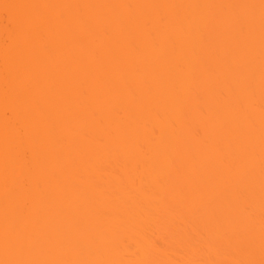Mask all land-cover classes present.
<instances>
[{
    "label": "rangeland",
    "instance_id": "obj_1",
    "mask_svg": "<svg viewBox=\"0 0 264 264\" xmlns=\"http://www.w3.org/2000/svg\"><path fill=\"white\" fill-rule=\"evenodd\" d=\"M205 1H207V0H0V116H2L4 118L1 120H3L4 122H7L10 125L8 127H11L9 129L12 130L11 131L8 128H6V129H8V132H9L8 134H7L5 129H4L5 133H4V131L2 133L0 132V153H1L0 154L1 155L0 165H3L7 169L9 166H11L12 163L15 164V166H16V162L19 165H22V164H24L23 162L25 160V164H29V165H26L25 168H30V169L31 168H37L36 167L37 165H34L35 162L37 161L36 157L38 158V157H40L39 156L40 154L43 155V153L49 152V150L46 148L43 149L45 152H42V149H39V148H41L40 144H37L41 140L42 133H43L42 130H43V127L45 124L47 125L48 131L50 133V135L47 136L48 139L52 138L54 140V142H56L57 140L64 142L70 136L68 134V127L69 126H71L73 128H75V127L77 128V127H81L84 125V129H85L86 124H88L87 121L91 120V118L89 119V117H92V116L94 117V119L92 118L93 122H94L93 124H95V121H94L95 119L96 120L106 119V120H111L112 122L118 121L119 124H121L124 127H125V125L130 123V124H128V126L129 125H131V126L129 128H127L126 130L122 131V133L119 134V137H118L119 139L118 138L116 139L118 144H117V142H115L117 144V146L119 145L121 147V149L123 150V152L121 150L122 154L124 152H129L132 150H137L136 152H138L139 151L138 149H140V147H143V146H145L144 149H147L148 147L146 145L148 143V139L151 138L149 136L150 134L148 135L147 133L143 132L140 128V125L136 123V121H138L136 119L138 117L137 115L138 114H145L146 116L149 117L148 122L153 123V124L159 123V125L161 123V124L165 125L166 127H172V129L174 131L173 132L171 131V133L168 135L165 134L166 137L164 135L163 136L164 138L160 137L161 139L159 141L158 140H157V142L155 141L157 143L156 144L157 146L155 145V142H154V146L156 148L153 147L154 150L152 149L153 151L150 153L149 152L142 153L140 151L142 153L140 156H135L137 154H133L134 155L133 156V155H128V154L124 153L126 155H123V156L129 157L128 158L129 160L125 161L124 163L122 162L123 164H121V165H122V168L125 171V173L129 175L127 178L128 180L129 179L132 180L134 178V180H136L138 182L139 178H141L140 180L143 181V179H144V182H145V179L147 178L149 180L153 179V181H151V182H155V183H153V184L148 183L144 187L140 186L141 190L143 191V194L139 195V193L137 192L138 197L136 196V198H138V203H135V202H137V199H135L134 203L137 204L135 206V208H132V206L130 205L131 207L128 208V206H127L126 207L127 210H125L123 208L124 210L122 209V211H120L121 208L119 207L120 208V210L118 212L119 214H117V212L115 211L116 213H115V215L114 214L113 215L114 216L118 215V216H117V219H116V217L115 218L113 217L114 220H116V222L114 221L113 225L116 224V226H113L112 224H111L112 226H109V227H111L112 231H113L112 227H115L114 231H116V232L113 231V233H111V235L113 234L112 235L113 239H115L114 236L123 237V239L125 241L124 245L127 247H130L131 250L137 249L138 247L140 249H141V247H143V249H144V247H146L145 249L149 250V249H147V247H149L150 246L149 244L152 242L153 244L152 243L151 244H152L153 249L150 247V250L154 251L156 249L155 250L156 252H157V250L158 251L161 250V251L157 252V253H159V255L161 257L164 256V253H165V256H167V257H170L171 255L174 256L175 255V254H173L174 251L171 252L170 249L173 248V250H174L173 245H175L176 243L179 244L180 239H181V241L183 240L182 242L183 243L185 242V243L183 244L180 242V244H182V245H180V244L179 245L182 247L181 248L179 247L177 249H180L179 251H181V249L184 247L183 245H185V247L187 245V247H186L187 251L185 250L186 248L184 247L185 249L184 248H183L184 250L182 249L183 250L182 253L185 252L186 254L187 253L190 254V255L185 254L188 258V260H187V258L186 259L184 258L186 256L184 254H181V252H179L177 250V252L179 253L178 255H180L179 257L184 256L183 257L184 260H180L181 258L179 259L180 263L182 261H184V263H182V264H185L187 262L191 263V259H192L191 257L194 256L191 254H195V258H196L194 261L192 260V262L194 264L196 262L200 264L201 261L199 260V254H201L200 253L201 249H204L205 247L211 246V245H212V247H210V248L207 247V248H205V251H203V250L201 251L202 253H204V252H206V250L207 251L211 250L209 258H211L214 255L215 256L216 255H225V256L227 255L224 264H235L236 260L238 262V260H239L238 258H240V256H241L240 262L242 261L243 264H246V262H249L252 264V262H253L252 260H254L255 263L258 262V261H256V257H259L257 260H259V259L262 260L261 256L263 254V258H264V250H263L264 247H263V249L262 248L260 249V247L264 246V244L261 243L262 244L261 245L259 242V241L263 240L262 238H264V230H263L264 229L263 228L264 227V217H262V215H264V213H263L264 209L262 210V213H261V211L258 210V212H256L258 214V215L256 214L257 216L254 213L255 211H253L254 215L252 214V212L251 213H250V211L248 212L251 215H253L252 217H250V215L249 216L246 215L248 210L252 211V209H254L253 207H252V209H250L249 208L250 206H247L246 204H248V202L250 201L249 200L250 197L248 198V196H251V195H249L250 192H248V190H250V188L252 189V188L258 187L257 182L255 183V181L253 179L256 176H255V174H254V176L252 175V177L250 175L251 178H249L248 176L250 173L247 174L246 171H245L246 176H245V172H243V171L242 172L240 171V173L237 174V172H239V170L236 172V170L234 168H232L231 170H233V173H235V172L236 173L232 174V171L230 172V167L232 166L230 164V162H232L231 159L235 155V153L238 156H240V153L242 152V154H245L248 158H250V160L254 157L257 158L258 155L263 154L264 150L261 149V143L263 144V142H264V134L262 135L261 132H263L264 130L263 131L259 130L258 124L261 122L259 121V123H258L256 121V123H258L255 127L257 130L256 131L254 130L255 131L254 133L253 132L248 133L247 131L242 130L243 125H241L242 126L241 127L240 124L238 125V123H232L233 121L231 122L230 118L231 117L237 118V117H239V115H240V117L242 116V114H241V113H243L242 110L245 107V104L248 103L246 101H247V99L251 93L254 94L255 91H257V90H259V92H260V90H262L264 92V0H220L221 1L220 6L219 7L215 6V8H211L212 10L208 9L209 7H207L205 5ZM83 9H85L84 13L86 14L85 20L83 21V23L81 25H78L79 28L77 27V25H76V27H74L75 29L73 30L74 33L72 35L64 36L61 34L56 35L53 33H46L47 31H49V27L51 30L52 27L55 26V24H56V26L59 25V27H61V25H62V27L63 26L68 27L67 25L70 24L71 22H73V24H74L75 19L73 20L72 17H75L76 16L75 13H77L79 10L81 11ZM131 11H133V13H131ZM253 12L254 13L258 12V14L260 13L259 16H256V18L260 17L259 18L260 21L258 20L259 22L252 24V25H247V26H244V25L239 24V23L234 24V26L231 27V29H229L228 33L225 35L226 42H224L225 41L224 39H223L224 41H222V42L227 43V44L224 47H222L221 49H219L218 51H215L214 54L216 56H213V57L208 58V59H204L202 61H198V60L192 58L191 54L193 53L194 49L201 48L202 46L207 44L206 39L212 33L211 31H212L213 26H215L219 23L225 22L227 20L232 21L236 18L248 17ZM127 13L128 14L131 13L130 16ZM132 14H133V16L131 17ZM145 15H148V16L150 15L152 17V24H151L152 29L150 31V36L148 38L143 35V31L146 27L144 28L143 27L144 25H142V23L139 22V18L145 17ZM130 22L132 23V25ZM63 24H66V25H63ZM106 27L108 28V30L106 29ZM112 27L120 28L123 31V33L118 38H111L108 32L111 30ZM103 29H105V30L103 31ZM97 35H99V36L105 35V36L102 37L103 40L97 44L89 45L87 48H83V50L77 48V44H80V43L85 44V42L92 43V42H90L91 41L90 39L93 38V36H97ZM35 37H37V38L39 37V39L42 38L43 43L41 45L36 44L34 42ZM30 42H33V44H31ZM27 43H30V44H27ZM132 44H133V49H131ZM121 52H128L129 56L125 59L124 63L119 64V62H118L119 60L117 59V53H121ZM86 67L92 73L90 75V77H92L93 80L91 82H89L90 84H92L91 86H89L88 83L85 82L83 79V74L85 72ZM45 75H47V77H50V79H51V81H49L50 83L47 82L48 79L45 77ZM44 78H46V79H44ZM94 81L96 82L95 84H98L100 82V85L93 87V86H95ZM118 84H121L122 88H121L120 93H115L114 86L118 85ZM100 88L101 89L106 88L105 90H107V91L109 90L108 91L109 93H107L106 97H104V98L101 97ZM68 93L72 95L71 97H69V98H71L70 100H69V98H67V100L65 99V95L69 96ZM262 94L264 95V93H262ZM253 96H255V95H253ZM238 97H239V99H238ZM251 102H254V101H252V99H251ZM42 103L45 104L44 105V109L46 108L45 110L42 109L43 108ZM258 105H259V107L262 105L261 110L264 109V107H263L264 104H261V105L258 104ZM221 106H225L224 109L221 111V113L213 115L214 119H211L208 116L209 115L208 112H210L209 110L214 109V111H215V108L217 109L218 107H221ZM255 106L257 107V105H254V107ZM252 108H253V105H252ZM41 110H43V111H41ZM58 111L63 113V115H61V113L57 114V116H59L63 120L59 119L60 121H58V120L56 121L55 114ZM42 113H46V115L44 116V120L41 117ZM43 115L44 114H42V116ZM67 115H74V117L76 115L77 119L76 118L72 119V116H71V118L66 119L68 117ZM263 115H264V113L262 114V116ZM57 119H58V117H57ZM220 121H222V123H220ZM2 125H3V122H2ZM235 125H237V128H234ZM180 127L187 128V130L185 131L186 133L183 134L181 132ZM53 130H54V132H53ZM88 130L86 132H88ZM51 132H53L52 135H51ZM74 132L72 131L70 134L74 135ZM208 132H211L212 134L209 133L210 135L209 134L205 135ZM258 132L260 134H258ZM196 133H197V135H196ZM3 134L4 135L7 134V135H5L4 138L2 137L3 139H1V136ZM94 134H93V136H94ZM199 134L204 139V142L201 146L198 144L196 147H193L194 137L199 136ZM213 134H214V136H212ZM157 135L159 136L161 134H157ZM162 135H163V133H162ZM216 136H218L220 138H217ZM96 137L97 136H95V138ZM221 137H222V139H221ZM91 138H93V137L91 136ZM237 138H238V140H237ZM153 139H154V137H153ZM112 141L114 142V140H112ZM198 141H199V139H198ZM77 142H79L80 145L77 144ZM77 142L75 144H77L78 146H76L75 144L74 145L72 144L73 145L72 147H71V145L66 146V147L70 146L71 149L70 148L66 149V147L65 148L63 147L64 150L61 149V150H63V152L65 151L62 154V158L64 156L65 159L61 158L60 160L63 161V160H66V159H69L72 157H74V158L80 157L83 160L84 156L87 155L89 150H91L93 152V155H96L99 152H102L104 154V152L112 151L111 150V144L112 143L110 141H109L110 145L105 140H102V139L101 140H92L91 139V141L90 140L84 141V144L81 141H77ZM121 143H123V144H121ZM19 144L21 146H24V145H26V146L24 148L22 147V149H19V148H21V146ZM129 144H132L134 146L129 148V146H131ZM236 144L237 145L239 144L238 146H240L239 151L237 150ZM31 145H32V147H31ZM36 145L38 147L39 146L40 147L39 148H37V147L33 148ZM212 145H216L219 147L212 149V147H213ZM232 145L236 146V150L238 152L234 149L235 146L232 147ZM13 146L16 147V150H15V147L13 148ZM53 146L52 147L49 146V147H51L52 149H55V147L57 148V146H55V147H53ZM120 147H118V148H120ZM51 148H49L51 150L49 152L50 154L53 153ZM144 149H143V151H145ZM57 150H56V152H57ZM71 150H72V152H70V153L66 152V151H71ZM233 150L236 152H233ZM59 153H61V152H59ZM161 153L162 154L164 153L165 157H169V158L179 157L177 164L175 166L174 165L172 166V165L166 164V163L161 165L160 163L155 164L153 162L154 163L153 165H150V163H149V165H146L147 164L146 162H145L146 164L142 162L143 160L149 159L152 156L155 157V154L158 156V154L160 155ZM50 154H48V155H50ZM90 154H91V152H90ZM52 155H56V154L53 153ZM237 155H235V156H237ZM45 156H47V154ZM55 157H57V156H55ZM240 157H242V155ZM247 157H245L244 159L247 160L246 159ZM258 157H260V156H258ZM20 158L22 159L23 162L22 161L20 162V160H21ZM50 158H52V157H50ZM59 158H60V156H59ZM59 158H58V160H59ZM149 160H151V159H149ZM62 161H61V164L65 168L66 167L65 165H67V164L66 163L63 164L64 161L63 162ZM69 161H70V159H69ZM75 161H76V159H75ZM206 161L207 162L209 161L212 163L211 164L212 169H210V170H212V171L215 170V171H218L220 173H217V175L215 176L216 178L214 177L215 179H217L216 182L214 183V185H216L217 188H215L213 185V187L215 188L214 190L211 189L212 187L209 188L213 192H211L208 189V193H207V192H205L207 190L204 189L205 193H203V192L199 191V190H202V189H200V187L209 183V181H210L209 178L213 177L210 175L211 173L206 172V170H207L206 168H205L206 170L203 169L204 166L202 168V165L205 164ZM37 162H39V161H37ZM37 162H36V164H37ZM54 163L55 162H53L52 164L51 163H48V164L53 165ZM56 163H58V162H56ZM31 164H33V165H31ZM100 164H98V166H100ZM19 165H17V166H19ZM44 165H43L42 169L39 171L40 175L42 174L41 175L42 177L40 179V183L38 186L40 189H41V187H43V188L46 187L44 183L46 182L47 176L49 174V170L47 169L46 166H45L46 167V169H45ZM69 165H70V163H69ZM102 165H103L102 168H103V174H104L105 179L104 178L99 179V181L101 180V182H102V180H105V181L107 180L109 185H112V184L114 185V183L117 182V179H116L117 177H116V175H114L115 171L117 170L116 167L112 164L111 161H108V160H107V163H103ZM30 166H33V167H30ZM4 167L1 166V168H4ZM120 167L121 166L119 164V170H120ZM9 168H11V167H9ZM48 168H49V166H48ZM60 168L62 170V167H60ZM100 168L101 167H99V169ZM113 168L116 170L114 171ZM238 168H240V167H238ZM263 168H264V165L260 166L259 169L263 170V171H259V173L260 172L264 173ZM16 169H17V167H16ZM54 169H55V165H54ZM54 169H53V171H54ZM69 170H71V169L69 168ZM123 170H120V171L122 172ZM234 170H235V172H234ZM248 170H250V169H248ZM65 171H66V169H65ZM59 172H61V171H59ZM67 172H68V170H67ZM184 172H187L188 174H184ZM33 173H35V172H33ZM36 173L38 174V170ZM69 173L64 172L63 174L58 176V179L55 178V182L57 180V182H56L57 183L56 184V186H57L56 190L57 191L55 190V192L59 193V194L64 193L63 195H64L66 201L64 203L65 207L63 208V210H67L68 215H70V217L68 216L67 218H72V219H69V221H70V220H73L76 216H78V212H77L78 210L76 209L77 204H75V203H77V202L79 203L81 201L80 199H79V201L75 200L76 195H78L77 194V183L79 184L81 182L79 185H82V182H83L82 186L85 187L84 189H87L88 187H90V184H91V186H94V185L96 186L97 181H96V179H92V178H91V180H88V177L86 179H84L85 176L82 179V178H80L81 175H79L80 177L73 179L75 176H72ZM71 173H73V172L71 171ZM118 174H119V172H118ZM126 174H125L124 178H126V176H127ZM232 175L237 176L234 178H235V181L239 180L236 183L240 184L239 185L240 188H239V186H237V188H235V186L238 184H235L234 180L232 179V177H233ZM243 175L245 177H243ZM256 175H258V173ZM119 176L122 177L121 174ZM123 176H124V174H123ZM238 176H239V178H238ZM50 177H51V175H50ZM53 177H54V175H53ZM102 177L103 176L101 173V176L97 177V178H102ZM12 179H13V181L11 182L12 186L13 185L15 186L18 182V176L15 178H12ZM31 179L33 181V178H31ZM31 179H29V180H31ZM154 179H156V181ZM208 179H209V181H208ZM248 179H250L251 180L250 182L254 183L256 185V187L254 184H253L254 186H252V183H247V185H246L247 187L245 186V189H244V185L246 184V182H248ZM25 180H27V179H25ZM75 180L78 182H76ZM125 180L126 179H124V181L123 180L122 181L125 182ZM227 180L228 181L233 180L231 182V183L234 182L232 184L233 188H235L236 190L239 189L238 191L234 190L233 191V192H235L234 194H232L233 192L231 193L230 189L232 188V185H231V183H229L230 181L228 182ZM255 180H256V178H255ZM10 181H11V179H10ZM24 182L26 183V185L29 184V183H27V181H23V184H24ZM33 182H32V185H29V187H27V190H26L27 196H29V192H28L29 189L31 192L33 189H35V188H33V184H34ZM47 182H48V180H47ZM93 182H95V184H93ZM123 182H121V183H123ZM128 182H127V184H128ZM146 182H148V181H146ZM182 182L185 185L182 184ZM244 182H245V184L242 186V184ZM139 183H140V181H139ZM168 183H170V184H168ZM179 183H181V184H179ZM106 184H104V185H106ZM176 184L178 186H176ZM98 185H100V184H98ZM249 185H251V186H249ZM172 186L178 187L175 189H177L179 191L182 190V192H180V194H179L181 199L184 197L182 200L179 199L180 202L182 201L179 204L181 206L177 207L179 202L177 203V205L174 206V204L178 200H176V202L174 204H172L173 202L171 199H176V195H178L177 190L171 189ZM126 187L128 189H130V187H128L127 185H126ZM179 187H183V188H179ZM207 187H209V186H207ZM169 188H170V190H172L176 194L171 193ZM233 188L231 190H233ZM48 189H50V188H48ZM121 189L124 190L125 188L121 187ZM128 189H125V191ZM80 190H81V187H80ZM123 190H122V192H123ZM222 190H227V192L226 191L225 192L229 196L226 198L227 195L225 196V194H223V196H225V198L223 197L224 199L223 198L222 199H223V201L225 200L224 202H226V204L230 205L229 206L230 208H228L229 211L227 210L229 212V214L225 211L226 209L225 210L223 209V210L227 213V216L233 215V217L232 216H230V217L228 216V218L223 217V215H221V214H224V213H222L221 211L219 212V210H222L221 207H220L221 209L216 211L219 207V203H216V205L218 204L217 208H214V207L210 208V209H213V208L215 209L214 211L212 210L214 216H213V214H211L212 216H210L211 218H209V216H208V215H210L209 210L208 211L206 210L207 211L206 213H209V214H206L204 212V210L206 209V206H204V205H206L205 204L206 200L208 199L207 202L213 201L214 195L216 198L219 199L218 195H220L221 193L220 194L218 193L217 196H216V194H217V192L222 191ZM78 191H79V189H78ZM81 191H83V188ZM81 191H79V192L81 193ZM131 191H133V189ZM229 191H230L231 197H230ZM17 192H15V191L13 192L14 196L16 193V197L13 198L11 195L13 200L20 199V195L19 194L17 195ZM52 192H54V191H52ZM149 192L150 193L153 192L152 194H154V192H155L156 196L160 195L161 198L164 197L162 200L164 202H165V200H166V202L168 201L167 203H170V205H167L165 203H164V205H166L167 207L162 205L161 204L162 203L161 198H159L160 200H157L156 197H155V200H156L155 203H157V204H151L154 202H151L149 204L145 200V199H147L148 196H151V194ZM209 192L211 194L210 197H209ZM246 192H248V193H246ZM54 193H53V195H54ZM124 193H122V194H124ZM126 193L129 194V191L128 192L126 191ZM133 193H134V195H136L135 191ZM144 193H146V194L149 193V195H146L147 197H144L143 196V195H145ZM130 194H131V192H130ZM205 194H208V195L205 196ZM21 195L22 196H21L20 200L23 199V201L21 202L19 200L21 203L18 201V204L20 203L19 206H18V204L17 205L14 204V205H16V208L13 207L14 205L9 206L10 203L13 204L14 202L12 203L11 200H9L10 202L6 201L9 207L5 208L4 213L0 212V213H2V214H0V226H2L1 224L4 225L5 223H6V225L9 224L7 222H9L11 220L14 222L15 221L20 222V221H24V220L25 221H33L36 217L40 216V212L42 213V210L40 211L38 208L35 207V203H33L31 198L27 199L26 195L24 197V193ZM55 195H57V194H55ZM63 195H61V196H63ZM108 195L110 196L111 194H108ZM134 195L132 196V199H133ZM232 195H234V196H232ZM121 196H123V195H121ZM30 197H32V196H30ZM46 197L47 196H45V198ZM48 197H50V196L48 195ZM54 197L55 196H53L52 198H54ZM152 197H154V195ZM110 198H112V195ZM123 198H124V196H123ZM230 198H231V201L228 200ZM3 199H5V198H3ZM122 199L120 201L126 200L125 198L123 200ZM127 199H128V197H127ZM130 199H131V197H130ZM202 199H204L205 201H203ZM218 199H216V200H218ZM226 199H227V201H229V203H227ZM233 199H234V201H232ZM242 199H243V201H242ZM251 199H253V198H251ZM106 200L108 202L107 198H106ZM151 200L154 201L152 198H151ZM170 200L172 203L170 202ZM184 200H185V202H183ZM247 200H249V201L245 202ZM1 201H2V199H1ZM111 201H112V199H111ZM126 201H128V200H126ZM158 201H161V202L159 203ZM201 201H203V202H201ZM235 201H237L236 203L239 202L238 203L239 205L237 204L238 206H236V207H234L235 205H233V202H235ZM240 201L242 203L245 202V203H243L245 205H243ZM3 202L4 201H2V203ZM102 202L106 203L105 200ZM261 202H260L261 206L264 207V200ZM41 203H42V201H41ZM128 203H130V200ZM128 203H126V204L128 205ZM203 203H204V205H203ZM99 204H101V203H99ZM159 204H161L162 205L161 207L164 208V209L161 208L160 209L161 211L165 210V208L168 209V206H171V204H172L173 205L172 209L170 210V208H169V211L170 212L171 211H173V212L178 211L177 212L178 214H176L175 212H174L175 214L173 212L170 213L169 211L167 214V212L163 211V213H162L163 215L162 214L159 215V211H160L159 208H158V210H156L157 208H155V206L158 207L157 205H159ZM240 204H242L243 206ZM6 205H4V204L0 205V210H1V208H3V210H4V207ZM103 205H101V206H103ZM105 205H104V207H105ZM107 205H108V203H107ZM140 205L144 206L142 208H144L145 210L147 209V210L145 211L144 209L139 208V207H141ZM149 205H151V206H149ZM98 206H97V209H98ZM137 206H139V207H137ZM239 206H241V207H239ZM145 207H147V208H145ZM159 207H160V205H159ZM175 207H177V208H175ZM181 207L182 208L184 207V209L183 210L180 209ZM191 207H193L194 208L193 211L194 212L197 211V213L196 212L194 213L191 210L192 209ZM243 207H244V209H243ZM246 207L248 210L246 209ZM138 208H139V210H138ZM148 208H150L151 210H149ZM202 208H204L203 209L204 216L202 215L203 213H201ZM235 208H237V209H235ZM102 209H103V207H102ZM105 209H107V208H105ZM109 209H110V207H109ZM239 209L241 211H239ZM155 210L157 211L158 214L156 213ZM179 210H180V213H179ZM181 210H182V212H181ZM189 210H191V213L189 212ZM232 210H234V211H232ZM236 210H238V211H236ZM100 211H103V210H100ZM100 211H99V213H100ZM134 211L138 212V213L137 214L135 213V215H133L134 217H132V214L134 213ZM142 211L143 212L145 211V213H143ZM151 211L153 213H151ZM161 211H160V213H161ZM244 211H246V213ZM56 212H58V211L56 210ZM140 212L143 215L146 213L149 214L148 217L144 215L146 217L145 220H147V218H150L149 220L154 218L153 220H155L154 221L155 224L151 220V221H148L149 223L146 222V223H144L145 225H143V223L141 221V224L144 227L143 228L139 222V220H141V219H139ZM216 212H219V214L217 213V215L220 217H215V216H217V215H215ZM241 212L245 213L244 214V215H246L245 220H247L246 219V217H247V218H251L250 219L251 221L249 219H248L249 221L247 220V222L243 221L244 218H243V220H241L242 217H244V215L241 214ZM101 213L103 215H100ZM101 213L98 214V215H100L99 217H101V216L103 217L104 214L107 213V211L106 212L103 211ZM226 213H225V215H226ZM57 214H55L56 216L53 214V217L55 216V218H56ZM90 214L92 215V213H90ZM107 214H109V213H107ZM142 214H141V216H143ZM151 214H153V215L150 217ZM235 214H237L239 217ZM86 215H84V217H82L80 215V220L84 223H85V221L87 222L89 217H90V219L88 221H91L93 219L92 216H86ZM158 215L160 216V219H159ZM41 216H42V214H41ZM42 217H41V219H42ZM47 217H49V216H47ZM53 217H52V220H53ZM104 217L108 218L107 216H104ZM118 217H120V220L118 219ZM205 217H208V218H205ZM257 217H259L261 219H259ZM76 218H77V220L75 219L76 221L74 220L73 222L74 223L76 222V224H78L80 222V220H79V217H76ZM95 218H96V216H95ZM113 218H111L110 220H112ZM141 218L144 219V217H141ZM155 218H157L158 220ZM217 218L220 220H218ZM222 218H224L225 220ZM231 218H233L234 221H235L234 218H238V219H240V221L236 220L238 222L235 221L236 223L233 222L231 224L230 223L232 221ZM252 218L255 221L254 225H253ZM37 219H39V217ZM97 219H99V218L97 217ZM122 219H123V221H122ZM133 219L137 220V221L134 222ZM226 219H228V220H226ZM50 220H51V218H50ZM100 220H102V218ZM201 220H203V221H201ZM66 221H68V220L66 219ZM180 221H183L182 224ZM189 221L192 222V225ZM208 221H209L210 225L214 224L213 228H212V226L207 224ZM217 221L218 222L222 221L220 224L222 225V223H224L223 227L225 226L226 228H230L232 226V228H234L232 230L233 232L231 231V229H232L231 228V229L225 231L224 232L225 234H224L223 231H224L225 227L221 228L222 226H220ZM226 221H228L229 225H227L228 223L227 224L225 223ZM51 222L54 223V220ZM117 222H118V224H117ZM120 222H122V223H120ZM136 222H137V224H136ZM150 222H151V224H150ZM168 222L170 223V225H173V226H170ZM193 222H195L196 224H193ZM204 222H206V223H204ZM244 222H245L244 228L247 226L246 224H249L250 222L252 223V225L254 227L251 226V223H250L249 227L247 226V228H245L248 230H244L242 228ZM28 223H30V222H28ZM37 223H38V221H37ZM160 223L162 225H160ZM163 223H164V225H163ZM171 223H173V224H171ZM49 224L50 223L48 221V225ZM121 224H124L123 225L124 227H122ZM156 224L157 225L159 224L158 225V226H160L159 229H158V226ZM16 225H18V224H16ZM182 225H184V226H182ZM262 225H263V227H262ZM19 226H20V224H19ZM19 226H14V227H19ZM28 226L33 227L34 225H32V226L28 225ZM69 226L71 227L72 225H69ZM76 226L77 225H75V224L73 225V227H76ZM139 226L141 227V229ZM191 226H193L195 229H192ZM257 226L259 228L260 227L261 228L257 229ZM120 227L122 229L123 228L124 229L122 230V229H120ZM24 228H26V227H24ZM150 228H151V230H150ZM161 228L163 231L161 230ZM163 228H166L167 231L165 232ZM187 228H188V230H187ZM218 228L221 230H219ZM236 228H238L237 229V230H239L238 232H237V230L235 231ZM16 229L18 230L19 228H16ZM16 229L14 231H17ZM145 229H147L148 231ZM178 229L183 234L181 232H179ZM183 229H184V231H183ZM254 229L256 230V233H255ZM118 230H120V231L122 230L121 233ZM175 230L179 234L176 233ZM197 230H199V231H197ZM257 230H261V231H257ZM18 231H20V229ZM18 231L16 232L17 234H18ZM141 231L143 233L145 232V234L141 235V233H142ZM155 231H156V233H155ZM174 231H175V234L173 235L172 233H174ZM187 231L189 234L188 236L186 233ZM247 231H248V233H247ZM253 231H254V233H253ZM21 232H22V229H21ZM37 232H38L37 229H31L28 234L27 233L24 234L26 236H23L24 232H22V235L20 233H19L20 234L19 236L15 235L16 237L13 235L15 238H10L9 242H8V239H9L8 233H7L8 236L4 235V238H5V236L8 238L6 242L10 243L9 245L13 244V246H14V244L16 243L17 247L19 246V248H17L19 251L16 249L17 251H15L14 255H17V257H18V256H20L22 251L26 252V250H27V251H30L31 255L34 257V258L30 259V257H31L30 256L28 258L30 260L25 261L26 260L25 259L24 260L25 262L21 258L23 261L21 264H34V261L36 260V257H38L39 253H41L42 251L45 252V250H47L49 248V247H47V245L50 243H46L47 244L46 245L45 242H44L45 246L42 247V245H41V248L43 250L41 248H39L40 249L39 250L36 247V245H39V244H37V241L34 238L35 236H33V235L37 234ZM160 232H165L166 235L163 233H160ZM193 232H194V234H193ZM262 232H263V234H261ZM114 233H115V235H114ZM133 233H134V235H132ZM149 233L151 234V236ZM167 233H169L170 236H169V234L167 235ZM180 233H181V235H180ZM184 233L186 235H184ZM204 233L205 234L208 233V234L205 236ZM222 233H223V235H222ZM59 234H61V233H59ZM148 234H149V236H148ZM158 234H159V238L157 236ZM190 234H192L195 238L193 239V236H191ZM203 234L205 237L203 236ZM245 234H247V235H245ZM248 234H250V235H248ZM251 234H253V235H251ZM256 234H258L259 236H256ZM128 235H129V237H128ZM155 235L157 237H155ZM160 235H161V237H163L167 240L169 239L168 240L169 242L167 240L164 241V239L161 238ZM162 235L167 236V238L162 236ZM195 235H197L198 241H197ZM200 235H202V238L204 237L203 241H202V238L200 239V237H201ZM209 235H211V236H209ZM228 235H229V237H228ZM1 236L3 237V235H1ZM171 236L174 238V240H176V238H177V242L175 241L176 243L175 242L172 243L170 241V238H172ZM232 236H233V238H232ZM235 236H237V237H235ZM252 236L255 239H253ZM254 236H256L257 238ZM2 237H0L1 244L5 243V242H3V241H5V239ZM153 237L155 238L156 241L154 240ZM191 237H192V240H195L194 243H193V241H190ZM145 238H146V241H145ZM229 238L231 240L236 239V241L234 242L232 240L230 242L233 244H230ZM1 239H2V241H1ZM78 239L81 241V243H79V240H76L78 242V243H76V245L78 244V246H79V244H81V246H82L83 245L82 240L84 241L85 238H83L82 240L80 238H78ZM224 239L228 240V242L230 244L229 246L231 248L232 247H234V248L231 249L228 245H226V247H225V244L226 243L228 244V242H225ZM248 239H249L250 243H249V241H247ZM257 239L259 241H256V243L258 242L260 246L257 245L256 243H255V245H252L255 242L253 240H257ZM22 240H25V242L18 244L19 241H22ZM85 240H87V239H85ZM188 240L190 241V244L192 243L191 244L192 246H190ZM157 241L158 242L163 241L162 246H161V243H159V245L161 247H159ZM207 241H208V244L205 243ZM186 242H188V243H186ZM239 242H241V243H239ZM163 243H165V244H163ZM167 243H168V245H167ZM223 243H225V244H223ZM138 244H140L141 247ZM170 244H172V245H170ZM188 244H189L190 248L195 247V249H196L198 247L197 248L198 251L195 249L193 250L192 248L191 249L193 251H190L191 249L188 247ZM219 244L222 246L223 249L227 248L228 250L226 249L227 250L226 251L224 249L225 250L224 251L222 248H220L221 246ZM238 244H240V245H238ZM7 245L8 244H6L5 246H7ZM76 245H74V246H76ZM166 245H167V247H166ZM215 245H216V248H213V247H215ZM2 246H4V245L2 244ZM175 246H177V245H175ZM239 246L242 247V250H241V247H239ZM243 246H244V248H243ZM35 247H36V249H35ZM38 247H40V246H38ZM44 247H47V248L44 250ZM164 247H166L165 248L166 250H164ZM218 248H219V250L220 249L223 250L222 252L220 250V254L218 253L219 250H216L217 252L214 250V249H218ZM235 248H237V249H235ZM34 249H35V251L33 252ZM37 249H38V251H37ZM140 249L139 250L137 249V251L139 252ZM233 249H235V250H233ZM146 250H142V251H145V253H146ZM150 250H149V252H150ZM238 250H240V251H238ZM257 250L260 251V253H258ZM134 251H132V252H134ZM165 251L168 252V254L169 253H171V254L167 255V253ZM194 251H195V253H194ZM196 251L198 254L196 253ZM233 251L234 252L236 251V255L233 254L234 253ZM156 252H154L155 256L157 255ZM177 252H175V253H177ZM211 252H213V253L215 252V254L212 255ZM229 252L231 254L228 255ZM239 252H240V255H239ZM142 253L143 252H141V255H142ZM257 253L260 255L258 256ZM147 254L151 255V254H153V252L152 253L150 252ZM147 254L146 255L143 254V255L150 257ZM205 254H204L205 259H208L207 255L209 254V252H207ZM14 255H11V256L16 257ZM23 255H22V257L24 258ZM25 255H29V253L27 252V254H25ZM138 255H140V254H138ZM237 255H238V257H237ZM151 256L153 257V255H151ZM172 256H171V258H172ZM215 256L213 258H215ZM167 257H165V258H167ZM246 257L247 258L250 257V258L247 260ZM173 258H175V259H173V260H166L165 259L167 262L170 261L167 264H171V263L175 264V262L178 261V259H176L178 257L175 256ZM189 258H191V259L189 260ZM200 258H202V257H200ZM14 259H17V258H14ZM242 259L243 260L245 259V260L243 261ZM11 260H12L11 264L13 262L15 264V261L13 259H11ZM51 260H53V261H51ZM51 260H49V264H56V263L58 264V263H60L59 261L61 259H56V257H55L54 259H51ZM174 260H177V261H174ZM196 260H198V261H196ZM233 260H235V261H233ZM185 261H187V262H185ZM228 261H230V262L233 261V262L230 263ZM89 262H91V263L94 262V264H95V261H93V260L92 261L89 260ZM240 262H239V264H241ZM17 263H19V262H17ZM177 263H179V262H177ZM0 264H4L3 258H0ZM236 264H238V263H236ZM253 264H254V262H253ZM257 264H259V262Z\"/></svg>",
    "mask_w": 264,
    "mask_h": 264
},
{
    "label": "bare ground",
    "instance_id": "obj_2",
    "mask_svg": "<svg viewBox=\"0 0 264 264\" xmlns=\"http://www.w3.org/2000/svg\"><path fill=\"white\" fill-rule=\"evenodd\" d=\"M207 2V3H206ZM252 2V1H251ZM149 3V2H148ZM220 3H221V1L220 0H207V1H205V5L207 6V7H209L208 9H210V10H212L211 8H215V6L217 7H219L220 6ZM85 12V9H83V10H79L77 13H75V17H72L73 18V20H74V24H73V22H71L70 24H68L67 26L68 27H65V26H63L62 27V25H61V27H59V25L58 26H56V24H55V26H53L52 27V29L50 30V27H49V31H47L46 33H53V34H61V35H64V36H70V35H72L74 32H73V30L75 29L74 27H76V25H77V27H78V25H81L82 23H83V21L85 20V17H86V14L84 13ZM131 13H133V11H131ZM131 13H127L129 16H130V14ZM260 15V13L258 14V12L256 13H252V14H250V16H248V17H241V18H236V19H234V20H227V21H225V22H222V23H219V24H217V25H215V26H213V28H212V33L207 37V39H206V43L207 44H205L204 46H202L201 48H198V49H194L193 50V53L191 54V56H192V58H194V59H196V60H198V61H202V60H204V59H208V58H211V57H213V56H216L214 53H215V51H218L219 49H221L222 47H224L227 43H224V42H226V40H225V35L228 33V31H229V29H231V27H233L234 26V24H236V23H239V24H242V25H244V26H247V25H252V24H255V23H257V22H259L260 21V17H257L256 18V16H259ZM133 16V14L131 15V17ZM148 15H145V17H141V18H139V22L140 23H142V25H144L143 27L145 28L144 29V31H143V35L145 36V37H149L150 36V31H151V29H152V26H151V24H152V17L149 15L148 17H147ZM71 18V19H72ZM259 20V21H258ZM131 23V22H130ZM63 25H66V24H63ZM131 25H132V23H131ZM133 27V26H132ZM79 28V27H78ZM106 29L108 30V28L106 27ZM105 29H103V31H104ZM109 33V35H110V37L111 38H118L122 33H123V31L120 29V28H118V27H112L111 28V30L108 32ZM52 34V35H53ZM105 35H101V36H99V35H97V36H93V38H91L90 40V42H92V43H89V42H85V44H77V48L78 49H81V50H83V48H87L89 45H93V44H97V43H99L100 41H102L103 40V38L102 37H104ZM225 41H224V40ZM222 41H224V42H222ZM34 42L36 43V44H39V45H41L42 43H43V41H42V38H40L39 39V37L37 38V37H35L34 38ZM31 44H33V42H30ZM30 43H27V44H30ZM132 43V42H131ZM43 46V45H42ZM131 49H133V44L131 45ZM129 56V53L128 52H121V53H117V59L119 60L118 62H119V64H122V63H124L125 62V59L127 58ZM92 73H91V71L86 67L85 68V72H84V74H83V79H84V81L85 82H87L88 83V85L89 86H91L92 84H90L89 82H91L93 79H92V77H90V75H91ZM45 77L48 79V83H50L49 81H51V79H50V77H47V75H45ZM71 77V76H70ZM46 78H44V79H46ZM50 79V80H49ZM90 80V81H89ZM54 81V80H53ZM96 82L94 81V84H95ZM98 83V82H97ZM98 85H100V82L98 83V84H95V86H93V87H96V86H98ZM121 88H122V85L121 84H118V85H115L114 86V90H115V93H120V91H121ZM106 88H100V93H101V97L102 98H104V97H106L107 96V93H109L107 90H105ZM103 90V91H102ZM107 91V92H106ZM254 93V92H253ZM256 93V94H255ZM255 93L254 94H250V96L248 97V99H247V101L246 102H248L247 104H245V107L243 108V110H242V112L243 113H241L242 114V116L240 117V115H239V117H237V118H234V117H231L230 119V121L232 122V123H238V125L240 124V126L241 125H243V127H242V130H245V131H247L248 133H251V132H255L257 129L255 128L256 127V125L259 123V121L261 122V123H259L258 125V128H259V130H264V115L262 116V114L264 113V109L263 110H261L262 109V105L261 104H264V95L262 94V93H264L262 90H260V92H259V90H257V91H255ZM68 95L69 96H67V95H65V99L67 100V98H69V97H71L72 95L71 94H69L68 93ZM253 95H255V96H253ZM253 96V97H252ZM53 97V96H52ZM252 99V101H254V102H251V99ZM71 98H69V100H70ZM238 99H239V97H238ZM44 101V100H43ZM252 104H251V103ZM249 104V105H248ZM258 104H260L261 106L259 107V105ZM44 105L45 104H43L42 103V106H43V108L42 109H44ZM252 105H253V108H252ZM254 105H257V107L255 106L254 107ZM224 107L225 106H221V107H218L217 109L215 108V111H214V109L212 110H209L210 112H208L209 113V117L211 118V119H214V117H213V115H216V114H220L221 113V111L224 109ZM263 107H264V105H263ZM46 109V108H45ZM44 109V110H45ZM41 111H43V110H41ZM263 113H262V112ZM215 112V113H214ZM60 114L61 113V115H63V113L62 112H60V111H58L56 114H55V119H56V121L58 120V121H60V120H63V119H61L59 116H57V114ZM42 114H44L43 116H42ZM41 114V117H42V119L44 120V116L46 115V113H42ZM68 117L66 118V119H68V118H71V116H72V119H77V117H76V115H75V117H74V115H67ZM90 116V115H89ZM138 117L136 118L138 121H136V123L137 124H139L140 125V128H141V130L143 131V132H145V133H147L151 138H149L148 139V143H147V149H144L145 148V146H143V147H140V149H138L139 151L138 152H136L137 150H132V151H129V152H124V153H126V154H128V155H133V154H137V155H135V156H140L142 153H144V152H152L154 149H153V147L154 148H156L155 146H154V142L156 141L157 142V140L159 141L161 138H164L163 136L166 134V135H168V134H170L171 133V131L173 132L174 130L172 129V127H166L165 125H163V124H161L160 123V125H159V123H155V124H153V123H150V122H148L149 121V117L148 116H146L145 114H138L137 115ZM1 118H0V132L2 133L3 131H4V129L6 130V132H7V134L9 133L8 132V129L9 128H11V127H8V126H10L7 122H4L3 120H1V119H4L2 116H0ZM57 117H58V119H57ZM91 118V120H88L87 121V123L88 124H86V127H85V129H84V125L83 126H81V127H75V128H73V127H71V126H69L68 127V134L70 135L69 136V138L66 140V141H59V140H57L56 142H54V140L51 138V139H48V137L47 136H49L50 135V133H49V131H48V128H47V125L45 124L44 125V127H43V130H42V137H41V140L39 141V143H37V144H40V146H41V148H39L37 145L36 146H34L33 148H39V149H42V152H45L43 149H48L49 150V152L51 151L49 148H51L53 145V147H55V146H57V148L55 147V149H52V152L53 153H55L56 155H52V154H50L49 152H45V153H43V155L42 154H40L39 156L40 157H36V160L37 161H39V162H37V164H36V162H35V164L34 165H37L36 167L37 168H25V166L26 165H29V164H25V160H24V162L22 161V159L20 160V162L22 161L24 164H22V165H19L17 162H16V166H15V164H11V166H9V167H11V168H5L3 165H0V198L2 199V201H4L3 203H2V201H1V199H0V205H6L7 204V202L6 201H8V202H10L9 200H11V202L13 203V204H9V206H13L14 204H18V201L21 199V194H23L24 193V197H25V195L27 196V193H26V190H27V187H29V185H32V182L34 183L33 184V188H35V189H33L32 190V192L30 191V189H29V196H27L26 198L28 199V198H31L32 199V201H33V203H35V207L36 208H38L40 211L42 210V213L40 212V216H38L39 217V219H37L38 217H36L33 221H20V222H17V221H9V222H7V223H9V224H7L6 225V223L3 225V224H1L2 226H0V237H2L1 235H3V237L2 238H4V235H6V236H8V238L5 236V241H3V242H5L6 244H10V243H8L9 242V240H10V238H15L17 235L19 236L20 234L22 235V232H24L23 233V236H26V235H24V234H28L29 232H30V230L31 229H37L38 230V232H37V234H35V235H33V236H35L34 238L36 239V241H37V244H39V245H36V247L39 249V248H41V245H42V247L43 246H45V244L46 243H50V244H46L47 245V247H49L47 250H45L47 247H44V250H45V252H41V253H39V255H38V257H36V260L34 261V264H49V260H51V259H54L55 257H56V259H61L59 262L60 263H58V264H94V262H89V260L90 261H95V264H167V263H169V262H167L166 260H173V259H175V258H173V257H178V258H176V259H178V261L177 260H174V261H177V262H179V263H177V262H175V264L177 263V264H182V263H184V261H182L181 263H180V260H184V258L186 259L187 258V256L186 255H190V254H186L185 252L184 253H182L183 252V250L187 247V245H186V247H185V245H183L184 247V249L182 250L181 249V251H179L180 249H177V248H181L182 246H180V245H182V244H180V242L181 243H183L182 241H181V239H180V242H179V244L178 243H176L177 242V238H176V240H174V238L172 237V238H170V241L172 242V243H174L175 241V245H177V246H175V245H173L174 246V250H173V248H171L170 249V251L171 252H173L174 251V253L173 254H175L174 256H172V258H171V256L170 257H167V256H165V253H164V256H160L159 255V253H157V252H159V251H161V250H157V252L154 250H150V247L152 248V244L150 243L149 245V247H147V249H149L150 250V252L152 253L153 252V254H151V255H153V257L150 255V254H147V253H150L149 252V250H146L145 248L146 247H144V249H143V247H141L140 246V244H138L140 247H141V249L142 250H146V253H145V251H142L139 247L137 248L138 250L140 249V251L141 252H143L142 253V255H141V252L139 251H137V249H133V250H131L130 249V247H127V246H125L124 245V243H125V241H124V239H123V237H117V236H114V238L115 239H113V234L111 235V233H113V231H114V229H115V227H112L113 228V231H112V229H111V227H109V226H112L113 225V223H114V221L116 222V220H114V218L116 217V219H117V216L118 215H116V216H114L115 215V213L117 212V214H119L118 212H119V210H120V208H121V210L120 211H122V209L124 208L125 210H127V206H128V208L129 207H131L132 206V208H135V206L137 205V204H135V203H138V198H136V196L138 195V193H139V195H142L143 194V191L141 190V188H140V186L141 187H144L145 185H147L148 183H150V184H153V183H155V182H151V181H153V179H145V182H144V179H143V181L142 180H140L141 178H139V180H138V182L136 181V180H134V178L131 180V179H127L128 178V174H126L125 173V171L123 170V168H122V165L121 164H123L125 161H127V160H129L128 158L129 157H125V156H123V155H126V154H122L121 153V147L118 145L117 146V144H118V142L116 141V139L119 137V134H121L122 133V131H124V130H126L127 128H129L131 125H129L128 126V124H130V123H128L127 125H125V127L124 126H122L121 124H119V122L118 121H114V122H112L111 120H106V119H103V120H94L95 121V124H93L94 122H93V119H94V117L92 116V117H89V119ZM93 118V119H92ZM60 119V120H59ZM109 119V118H108ZM234 119V120H233ZM256 121L258 122V123H256ZM2 122H3V125H2ZM92 123V124H91ZM220 123H222V121H220ZM153 124V125H152ZM5 125V126H4ZM88 125V126H87ZM7 126V127H6ZM128 126V127H127ZM88 127V128H87ZM93 127V128H92ZM183 127V126H182ZM182 127H180V129H181V132L184 134V133H186L185 131L187 130V128H182ZM3 128V129H2ZM6 128H8V129H6ZM74 130H73V129ZM87 128V129H86ZM234 128H237V125H235V127ZM70 129V130H69ZM89 129V130H88ZM94 129V130H93ZM183 129V130H182ZM9 130H11V129H9ZM74 132V135H71L70 133L72 132V131ZM88 130V132H86ZM253 130V131H252ZM255 130V131H254ZM258 130V131H259ZM12 131V130H11ZM53 132H54V130H53ZM53 132H51V135L53 134ZM92 132V133H91ZM264 132V131H263ZM263 132H261L262 133V135L264 134ZM4 133H5V131H4ZM49 133V134H48ZM95 133V134H94ZM162 133H163V135H162ZM209 133H211V132H208L207 134H205V135H208ZM7 134H5V135H7ZM67 134V135H68ZM93 134H94V136H93ZM97 134V135H96ZM118 134V135H117ZM157 134H161V135H157ZM212 134V133H211ZM216 134V133H215ZM258 134H260L259 132H258ZM5 135L3 134L2 136H1V139H3L4 137H5ZM166 135H165V137H166ZM196 135H197V133H196ZM210 135V134H209ZM255 135V134H254ZM261 135V136H262ZM91 136L94 138H91ZM95 136H97L96 138H95ZM154 137V139H153V137ZM212 136H214V134L212 135ZM257 136V135H256ZM3 137V138H2ZM102 137V138H101ZM161 137V138H160ZM198 137V138H197ZM195 136L194 137V141H193V147H196L198 144L201 146L202 144H203V142H204V139L200 136V134H199V136ZM201 137V138H200ZM217 138H220V137H218V136H216ZM105 138V139H104ZM91 139L92 140H105L109 145H110V142L112 143L111 144V150L112 151H109V152H104V154L102 153V152H99V153H97L96 155H93V152L91 151V150H89L88 151V153H87V155L86 156H84V158H83V160L80 158V157H72V158H69L70 159V161H69V159H66V160H60L61 158H62V154L65 152H63V150H64V148L67 146V145H71V147L77 142V141H81L83 144H84V141H91ZM119 139V138H118ZM198 139H199V141H198ZM221 139H222V137H221ZM220 139V140H221ZM112 140H114V142L112 141ZM150 140V141H149ZM153 142H152V141ZM216 140V139H215ZM237 140H238V138H237ZM110 141V142H109ZM197 143H196V142ZM66 142V143H65ZM115 142H117V144L115 143ZM155 142V145L157 144ZM81 143V144H82ZM73 144V145H72ZM77 144H79V142H77ZM77 144H75L76 146H78ZM86 144V143H85ZM121 144H123V143H121ZM20 145V144H19ZM24 145V144H23ZM80 145V144H79ZM129 145H131V146H129ZM128 146H129V148L130 147H133L134 145H132V144H129ZM239 145V144H238ZM237 144H236V146H237V150L239 151L240 150V146H238ZM17 146V145H16ZM21 146V145H20ZM26 145H24V146H21V148H19V149H22V147L24 148ZM49 146H51V147H49ZM157 146V145H156ZM213 147H212V149H215V148H218L219 146H216V145H212ZM233 146H235V145H232V147ZM236 146H235V150H236ZM15 146H13V148H14ZM30 147V146H29ZM31 147H32V145H31ZM60 147V148H59ZM64 147V148H63ZM71 147L70 146H68V147H66V149L68 148H70L71 149ZM118 147H120V148H118ZM115 148V149H114ZM18 149V148H17ZM58 149V150H57ZM60 149V150H59ZM61 149H63V150H61ZM65 149V150H66ZM120 149V150H119ZM143 149L145 150V151H143ZM153 149V150H152ZM261 149L262 150H264V142H263V144L261 143ZM15 150H16V147H15ZM56 150H57V152H56ZM73 150V149H72ZM72 150L71 151H66L67 153H70V152H72ZM236 150V151H237ZM41 151V150H40ZM61 152V153H59V152ZM142 153H141V152ZM231 151V150H230ZM236 151H234L233 150V152H236ZM237 151V152H238ZM90 152H91V154H90ZM122 152H123V150H122ZM133 152V153H132ZM135 152V153H134ZM232 152V153H233ZM106 153V154H105ZM110 153V154H109ZM130 153V154H129ZM240 153V152H239ZM1 154V153H0ZM47 154V156H45ZM48 154H50V155H48ZM42 155V156H41ZM60 156V158H59V156ZM99 155V156H98ZM235 155H237L236 153H235ZM233 156L232 157V159H231V161L232 162H230V164L232 165L231 167H230V172L232 171V174H235L238 170H239V172H237V174L238 173H240V171L242 172H247V174H249V178H251L252 177V175L254 176V174H255V178H256V180H255V178H253L254 179V181H255V183L257 182V188H250V190H248V192H250V194L249 195H251V196H248V198L250 197V201L249 200H247V201H245V202H248V204H246L247 206H250L249 208L250 209H252V207L254 208V209H252V211L251 210H248L247 209V207H246V209L248 210L247 211V213H246V211H244L245 213H246V215H250V217H252L254 214H253V211H255L254 213H255V215L257 214L256 212H258V210L259 211H261V213H262V210L264 209V207L263 206H261V201H263L264 200V173L263 172H260L259 173V171H263V170H260L259 168H260V166H263L264 165V153L263 154H261V155H258V156H260V157H258L257 156V158H252L251 160H250V158H248L245 154H242V152L240 153V156L242 155V157H240V156ZM55 156H57V157H55ZM93 156V157H92ZM134 156V155H133ZM231 156V155H230ZM50 157H52V158H50ZM245 157H247L246 159L247 160H245L244 158ZM0 158H1V155H0ZM29 158V157H28ZM58 158H59V160H58ZM228 158V157H227ZM231 158V157H230ZM229 158V159H230ZM26 159V158H25ZM50 159V160H49ZM62 159H65L64 158V156H63V158ZM75 159H76V161H75ZM149 159H151V160H149ZM149 159H146V160H143L142 162L143 163H145L146 165H149V163H150V165H153L154 163L156 164V163H160L161 165H163V164H170V165H176L177 164V161L179 160V157H175V158H169V157H165V155H164V153L162 154H158V156L155 154V157L154 156H152V157H150ZM27 160V159H26ZM53 160V161H52ZM107 160L108 161H111L112 162V164L116 167V169H114V171H115V174L114 175H116V179H117V182H115L114 183V185L112 184V185H109L108 184V182H107V180L105 181V180H102V182H101V180L99 181V179H103L104 178V174H103V163H107ZM158 160V161H157ZM234 160V161H233ZM19 161V160H18ZM49 161V162H48ZM52 161V162H51ZM61 161L63 162V164L64 163H66L67 165H65L66 167L64 168L63 166H62V164H61ZM66 161V162H65ZM69 161V162H68ZM230 161V160H229ZM46 162V163H45ZM53 162H55L53 165H51ZM56 162H58V163H56ZM72 162V163H71ZM123 162V163H122ZM154 162V163H153ZM235 164H234V163ZM34 163V162H33ZM48 163H51V164H48ZM69 163H70V165H69ZM101 163V164H100ZM175 163V164H174ZM244 163V164H243ZM45 164V165H44ZM58 164V165H57ZM98 164H100V166H98ZM119 164H120V170H123L122 172L119 170ZM211 162H207L206 161V163L205 164H203L202 165V168H203V166H204V170H206V172H209V173H211L210 175L211 176H213L212 178H209L210 179V181H209V179H208V181H209V183H207V184H205V185H203L202 187H200V189H202V190H199L200 192H203V193H205V192H207L208 193V189L209 188H211V189H215V188H217L216 187V185H214V183L216 182V180L217 179H215L216 177V175H217V173H220V172H218V171H215V170H210V169H212V167H211ZM17 165H19V166H17ZM31 165H33V164H31ZM43 165H44V168L46 169V167H47V169L49 170V174H48V176H47V179H46V182H47V180H48V182L46 183H44L45 184V186L46 187H41V189L38 187L39 186V183H40V179H41V175H40V173H39V171L42 169V167H43ZM54 165H55V169H54ZM58 167H57V166ZM112 165V166H113ZM1 166L2 167H4V168H1ZM46 166V167H45ZM48 166H49V168H48ZM94 166V167H93ZM118 166V167H117ZM237 166V167H236ZM14 167V168H13ZM16 167H17V169H16ZM28 167V166H27ZM30 167H33V166H30ZM41 167V168H40ZM57 167V168H56ZM60 167H62V170H61V168ZM68 167V168H67ZM93 167V168H92ZM99 167H101L100 169H99ZM238 167H240V168H238ZM246 167V168H245ZM259 167V168H258ZM40 168V169H39ZM54 169V171H53V169ZM69 168L71 169V170H69ZM77 168V169H76ZM92 168V169H91ZM206 168V169H205ZM232 168H234L235 170H236V172H235V170H234V172L235 173H233V170H231ZM238 168V169H237ZM250 169V170H248V169ZM51 169V170H50ZM65 169H66V171H65ZM75 169V170H74ZM95 169V170H94ZM99 169V170H98ZM102 169V170H101ZM257 169V170H256ZM264 169V168H263ZM37 170H38V174L36 173L37 172ZM58 170V171H57ZM67 170H68V172H67ZM77 170V171H76ZM95 172H94V171ZM98 170V171H97ZM119 170V171H118ZM248 170V171H247ZM256 170V171H255ZM56 171V172H55ZM59 171H61V172H59ZM71 171L73 172V173H71ZM102 171V172H101ZM119 172V174H118V172ZM33 172H35V173H33ZM59 172V173H58ZM69 173V174H71L72 176H75L73 179H76L77 177H80L79 175H81V177L80 178H84V176H85V178L84 179H86L87 177H88V180H91V178L92 179H96V186L94 185V186H91V184H90V187H88L87 189H84L85 187H83L82 185H83V182H82V185H79L78 183H77V194L78 195H76V198H75V200H77V201H79V199L81 200L79 203L77 202V203H75V204H77L76 205V209L78 210L77 212H78V216H76V217H79V220H80V215L82 216V217H84V215H86V216H92L93 217V219L91 220V221H88L89 219H90V217L88 218V220H87V222L85 221V223L84 222H82L81 220H80V222L78 223V224H76V222L74 223L73 221L76 219L77 220V218L75 217L73 220H70L69 221V219H72V218H67L68 216L70 217V215H68V213H67V210H63V208L65 207L64 205V203H65V201H66V199H65V197H64V193L63 194H59V193H56L55 192V190L57 189V186H56V182H57V180H56V182H55V178L56 179H58V176L59 175H61V174H63V173ZM93 174H92V173ZM121 172V173H120ZM216 172V173H215ZM246 172H245V176H246ZM254 172V173H253ZM78 173V174H77ZM80 173V174H79ZM88 173V174H87ZM101 173H102V178H97V177H100L101 176ZM124 174V176H123V174ZM258 173V175H256ZM31 174V175H30ZM34 174V175H33ZM74 174V175H73ZM95 174V175H94ZM122 175V177L121 176H119V175ZM125 174L127 175L126 176V178H124L125 177ZM184 174H188L187 172H184ZM183 174V175H184ZM204 174V173H203ZM202 174V175H203ZM213 174V175H212ZM14 175V176H13ZM18 176V182H17V184L14 186H12V181H13V179L12 178H15V177H17ZM50 175H51V177H50ZM53 175H54V177H53ZM250 175H251V177H250ZM93 176V177H92ZM185 176V175H184ZM233 177H232V179L234 180V182H235V184H238V183H236V182H238V181H235V178L234 177H237L236 175H232ZM240 176V175H239ZM239 176H238V178H239ZM244 175H243V177H245ZM12 177V178H11ZM33 178V181H32V179L31 178ZM96 177V178H95ZM120 177V178H119ZM187 177V176H186ZM210 177V176H209ZM215 177V178H214ZM242 177V176H241ZM72 178V177H71ZM178 178V177H177ZM180 178V177H179ZM237 178V179H238ZM10 179H11V181H10ZM17 179V178H16ZM25 179H27V180H25ZM29 179H31V180H29ZM105 179V178H104ZM121 179V180H120ZM124 179H126L125 180V182H123L124 181ZM231 179V178H230ZM120 180V181H119ZM123 180V181H122ZM155 181H156V179H154ZM180 180V179H179ZM182 180V179H181ZM233 180H227L229 183H231ZM23 181H27V183H29V184H27L26 185V183L24 182V184L26 185H24L23 184ZM45 181V180H44ZM76 181V180H75ZM129 181V182H128ZM139 181H140V183H139ZM146 181H148V182H146ZM172 181V180H171ZM207 181V182H208ZM214 181V182H213ZM247 181V180H246ZM251 180L250 179H248V182H246V184H245V182L242 184V186L244 185V189H245V186L247 185V183H252V182H250ZM20 182V183H19ZM76 182H78V181H76ZM95 182H93V184H95ZM101 182V183H100ZM121 182H123V183H121ZM127 182H128V184H127ZM233 182V183H234ZM11 183V184H10ZM54 183V184H53ZM107 183V184H106ZM171 183V182H170ZM170 183H168V184H170ZM186 183V182H185ZM233 183H231V185L233 184ZM98 184H100V185H98ZM104 184H106V185H104ZM123 184V185H122ZM179 184H181V183H179ZM182 184H184L183 182H182ZM234 184V185H235ZM254 183H252V186H254L253 185ZM9 185V186H8ZM104 185V186H103ZM109 185V186H108ZM126 185L128 186V187H130V189H128L127 187H126ZM173 185V184H172ZM185 185V184H184ZM213 185H214V187H213ZM240 184H238V185H236L235 186V188H237V186H239ZM35 186V187H34ZM43 186V185H42ZM108 186V187H107ZM125 186V187H124ZM175 186V185H174ZM176 186H178L177 184H176ZM205 186V187H204ZM207 186H209V187H207ZM249 186H251V185H249ZM248 186V187H249ZM13 187V188H12ZM25 187V188H24ZM79 187V188H78ZM80 187H81V190H82V188H83V191H81L80 190ZM121 187L122 188H125V189H128V190H126L127 192L129 191V194H127L126 193V191H125V189L123 190V189H121ZM135 187V188H134ZM170 187V186H169ZM247 187V186H246ZM255 187H256V185H255ZM46 188V189H45ZM48 188H50V189H48ZM52 188V189H51ZM175 188H178V187H173L172 186V190L174 189V190H177V189H175ZM179 188H183V187H179ZM232 188H233V185H232ZM231 188V189H232ZM235 188H233V190H231L230 189V191H231V193L235 190V191H238L239 189H235ZM239 188H240V186H239ZM78 189H79V191H81V193L78 191ZM133 189V191H131ZM137 191H136V190ZM168 189V188H167ZM207 190V191H205V190ZM211 189H209L211 192H213ZM247 189V188H246ZM24 190V191H23ZM50 190V191H49ZM54 191V192H52V191ZM122 190H123V192H122ZM169 190H170V188H169ZM172 190H170L171 191V193H173V194H176V193H174ZM217 190V189H216ZM252 190V191H251ZM254 190V191H253ZM17 192V195L19 194L20 195V199H15V200H13V198L14 197H16V193H15V196H14V193L13 192ZM57 191V190H56ZM136 192V195H134V193L133 192ZM140 191V192H139ZM178 191V195H176V199H171L172 200V202H171V200H170V202L172 203V204H174L175 202H176V200H178L175 204H174V206L175 205H177V203H178V205H177V207L178 206H181V205H179L181 202H180V200L179 199H181L180 198V196H179V194H180V192H182V190L181 191H179V190H177ZM205 191V192H204ZM226 191L227 192V190H222V191H219V192H217V194H216V196L218 195V193L220 194V195H218V197H219V199L218 198H216L215 197V195H214V202L213 201H209V202H207L208 201V199L206 200V205H204V203H203V205L204 206H206V209L204 210V212L206 213L208 210H209V213H210V215H208L209 216V218H211L210 216H212L211 214H213V211L215 210L214 208H217V205H216V203H219V207H218V209L216 210V211H218L219 209H221L222 208V210L224 209H226L225 211L229 214V210H228V208H230L229 206L230 205H228V204H226V202H224L223 201V199L225 198V196H226V198L229 196L226 192L224 193V192ZM230 191H229V194H230ZM247 191V190H246ZM21 192V193H20ZM125 192V193H124ZM130 192H131V194H130ZM138 192V193H137ZM176 192V191H175ZM216 192V191H215ZM248 192H246V193H248ZM252 192V193H251ZM26 193V194H25ZM52 193V194H51ZM53 193H54V195H53ZM81 195H80V194ZM122 193H124V194H122ZM133 193V194H132ZM150 193V192H149ZM149 193L148 194H146V193H144L145 195H143L144 197H147L146 195H149ZM153 192H151L150 194H151V196H148L147 197V199H145L146 200V202H148L149 204L151 203V202H154V203H151V204H157V203H155L156 202V200H155V197H156V199L157 200H160L159 198H161V196L160 195H155V192H154V194H152ZM170 193V194H171ZM235 192H233L232 194H234ZM237 193V192H236ZM51 194V195H50ZM55 194H57V195H55ZM66 194V193H65ZM108 194H111L112 195V198H110L111 197V195L109 196ZM172 194V195H173ZM223 194H225V196H223ZM11 195H12V197H11ZM48 195L51 197H53V196H55L54 198H50V197H48ZM61 195H63V196H61ZM121 195H123L124 196V198L126 199V200H128V201H124L123 199V196H121ZM134 195V197H133V199H132V196ZM154 195V197H152ZM168 195V194H167ZM206 195H208V194H205V196ZM261 195V196H260ZM9 196V197H8ZM30 196H32V197H30ZM45 196H47L46 198H45ZM142 196V197H143ZM174 196V195H173ZM211 196V194H210V192H209V197ZM232 196H234V195H232ZM256 198H255V197ZM109 197V198H108ZM123 199H122V198ZM127 197H128V199H127ZM130 197H131V199H130ZM138 197V196H137ZM141 197V198H142ZM143 197V198H144ZM166 197V196H165ZM168 197V196H167ZM224 197V198H223ZM230 197H231V194H230ZM3 198H5V199H3ZM7 198V199H6ZM25 198V199H26ZM82 198V199H81ZM106 198L108 199V202H107V200H106ZM151 198L154 200V201H152L151 200ZM164 198V197H163ZM163 198H161V201H162V205H164V203L165 204H167V205H170V203H167L166 202V200H165V202L162 200ZM184 198V197H183ZM182 198V199H183ZM200 198V197H199ZM198 198V199H199ZM223 198V199H222ZM245 198V197H244ZM243 198V199H244ZM251 198H253V199H251ZM255 198V199H254ZM24 199V200H25ZM111 199H112V201H111ZM123 200V201H120V200ZM135 199H137V202H135L134 203V201H135ZM166 199V198H165ZM168 199V198H167ZM181 199V200H182ZM211 199V198H210ZM209 199V200H210ZM216 199H218V200H216ZM243 199H242V201H243ZM247 199V198H246ZM13 200V201H12ZM105 200V202L106 203H103L102 201H104ZM129 200H130V203H128L129 202ZM141 200V199H140ZM203 201H205L204 199H202ZM212 200V199H211ZM228 200H230L231 201V198L230 199H228ZM245 200V199H244ZM21 202L23 201V199L22 200H20ZM19 201V202H20ZM35 201V202H34ZM41 201H42V203H41ZM122 203H120V202ZM132 201V202H131ZM161 201H158L159 203L161 202ZM203 201H201V202H203ZM226 201H227V199H226ZM232 201H234V199L232 200ZM16 202V203H15ZM20 202V203H21ZM76 202V201H75ZM111 202V203H110ZM124 202V203H123ZM183 202H185V200L183 201ZM237 201H235V202H233V205H235L234 207H236V206H238L239 204V202L238 203H236ZM241 202V201H240ZM245 202H243V203H245ZM252 202V203H251ZM261 202V203H260ZM19 203V204H20ZM41 203V204H40ZM44 203V204H43ZM99 203H101V204H99ZM107 203H108V205H107ZM126 203H128V205L126 204ZM143 203V202H142ZM208 203V204H207ZM227 203H229V201H227ZM235 203V204H234ZM242 203V202H241ZM242 203V204H243ZM251 203V204H250ZM19 204H18V206H19ZM40 204V205H39ZM105 205V207H104V205ZM116 204V205H115ZM120 204V205H119ZM126 206H125V205ZM147 204V203H146ZM161 204H159L160 205V207H159V205H157L158 207H156L155 206V208H157L156 210H158V208H159V210L162 208L161 206ZM171 204V206H168V209H166L165 208V210H163V211H165V212H167V214H168V211H169V208H170V210L172 209V205ZM183 204V203H182ZM185 204V203H184ZM238 204V205H237ZM242 204H240V205H242ZM16 205H14L13 207H15L16 208ZM100 207H99V206ZM101 205H103V206H101ZM115 205V206H114ZM131 205V206H130ZM139 205V204H138ZM216 205V206H215ZM232 205V206H233ZM243 205H245V204H243ZM242 205V206H243ZM254 205V206H253ZM263 205V204H262ZM8 206V204L4 207V210H3V208H1V210H0V212H5V208H7V207H9ZM97 206H98V209H97ZM122 206V207H121ZM134 206V207H133ZM141 206V205H140ZM149 206H151V205H149ZM148 206V207H149ZM153 206V205H152ZM164 206H166V205H164ZM163 206V207H164ZM228 206V207H227ZM231 206V207H232ZM2 207V206H1ZM102 207H103V209H102ZM109 207H110V209H109ZM120 207V208H119ZM137 207H139V206H137ZM142 207H144V206H141V207H139V208H142ZM154 207V206H153ZM167 207V206H166ZM177 207H175V208H177ZM212 207H214L213 209H210V208H212ZM221 207V208H220ZM239 207H241V206H239ZM238 207V208H239ZM245 207V206H244ZM244 207H243V209H244ZM11 208V207H10ZM105 208H107V209H105ZM119 208V209H118ZM139 208H138V210H139ZM145 208H147V207H145ZM151 208V207H150ZM150 208H148L149 210H151ZM192 209V211L194 210V208L193 207H191ZM45 209V210H44ZM113 211H112V210ZM123 209V210H124ZM142 209H144V208H142ZM141 209V210H142ZM162 209H164V208H162ZM180 209H184V207L182 208H180ZM190 209V208H189ZM203 209L204 208H202V212L201 213H203L202 215L204 216V212H203ZM235 209H237V208H235ZM242 209V208H241ZM56 210L58 211V212H56ZM98 210V211H97ZM100 210H103L104 212H106L107 211V213H109V214H107V213H105L104 214V216H107L108 218H105L104 216L102 217H99L100 215H103L101 212H103V211H100ZM136 210V209H135ZM145 210V209H144ZM147 210V209H146ZM145 210V211H146ZM155 210V211H156ZM182 210H181V212H182ZM191 210H189V212L191 213ZM196 210V209H195ZM207 210V211H206ZM212 212H211V211ZM219 210V212L221 211L222 213H224V214H221V215H223V217H227L228 218V216H227V213L223 210ZM228 210V211H227ZM61 211V212H60ZM94 213H93V212ZM99 211H100V213H99ZM116 211V212H115ZM137 211V210H136ZM145 211L143 212V213H145ZM161 211V210H160ZM160 211H159V215L160 214H162L163 213V211H161V213H160ZM188 211V210H187ZM231 211V210H230ZM232 211H234V210H232ZM236 211H238V210H236ZM235 211V212H236ZM239 211H241L240 209H239ZM250 211V213L252 212V214L253 215H251L250 213H248ZM264 211V210H263ZM56 212V213H55ZM98 212V213H97ZM148 212V211H147ZM170 212V211H169ZM173 211H171L170 213H172ZM175 212V211H174ZM173 212V213H174ZM178 212V211H177ZM177 212H175L176 214H178ZM194 212V211H193ZM192 212V213H193ZM196 213H197V211H195ZM194 212V213H195ZM219 212H216L215 213V215H217V213L219 214ZM234 212V213H235ZM58 213V214H57ZM85 213V214H84ZM90 213H92V215L90 214ZM111 213V214H110ZM135 213L137 214L138 212H135L134 211V213L132 214V217H134L133 215H135ZM149 213V212H148ZM151 213H153L152 211H151ZM156 213H157V211H156ZM174 213V214H175ZM179 213H180V210H179ZM209 213H206V214H209ZM225 213H226V215H225ZM245 213H242L241 212V214H245ZM264 213V212H263ZM0 214H2V213H0ZM41 214H42V216H41ZM48 214V215H47ZM53 214L55 215V214H57V217L55 218V216L53 217ZM94 214V215H93ZM98 214H100V215H98ZM107 214V215H106ZM114 214V215H113ZM141 212H140V217H139V219H141V220H139V222H140V224H141V221H142V223H143V225H145L144 223H146V222H148V221H151L152 220V222H154L155 220H153L154 218H152L151 220H149L150 218H147V220H145L146 219V217L145 216H149V214H142L143 216H141ZM158 214V213H157ZM156 214V215H157ZM46 215V216H45ZM153 214H151L150 215V217L152 216ZM158 215V216H159ZM163 215V214H162ZM187 215V214H186ZM185 215V216H186ZM189 215V214H188ZM235 215H237V214H235ZM242 215V216H243ZM246 215H244V217H242V219L241 220H243V218H244V220L243 221H246L247 222V220L249 219H251V218H247L246 217V219L247 220H245V216ZM258 215V214H257ZM256 215V216H257ZM47 216H49V217H47ZM51 216V217H50ZM95 216H96V218H95ZM139 216V215H138ZM155 216V215H154ZM157 216V217H158ZM165 216V215H164ZM171 216V215H170ZM183 216V215H182ZM207 216V215H206ZM213 216H214V214H213ZM230 216H232L233 217V215H230ZM229 216V217H230ZM238 216V215H237ZM255 216V217H256ZM41 217H42V219H41ZM52 217H53V220H54V223H52L51 221H53L52 220ZM81 217V218H82ZM97 217L99 218V219H97ZM114 217V218H113ZM136 217V216H135ZM141 217H144V219L143 218H141ZM215 217H220V216H215ZM222 217V216H221ZM236 217V216H235ZM239 217V216H238ZM260 217V216H259ZM259 217H257V218H259ZM262 217H264V215H262ZM50 218H51V220H50ZM95 218V219H94ZM102 218V220H100ZM111 218H113L112 220H110ZM162 218V217H161ZM165 218V217H164ZM167 218V217H166ZM170 218V217H169ZM205 218H208V217H205ZM204 218V219H205ZM214 218V217H213ZM212 218V219H213ZM241 218V217H240ZM66 219L68 220V221H66ZM106 219V220H105ZM118 219L120 220V217H118ZM138 219V218H137ZM155 219H157V218H155ZM159 219H160V216H159ZM218 219V218H217ZM222 219H224V218H222ZM232 219V221L230 222L231 224L233 223V222H235L236 220H239L240 221V219H238V218H234L235 219V221L233 220V218H231ZM259 219H261V218H259ZM258 219V220H259ZM75 220V221H76ZM110 220V221H109ZM158 220V219H157ZM168 220V219H167ZM183 220V219H182ZM209 220V219H208ZM215 220V219H214ZM213 220V221H214ZM218 220H220V219H218ZM225 220V219H224ZM226 220H228V219H226ZM248 220V221H249ZM252 220H253V218H252ZM37 221H38V223H37ZM46 221V222H45ZM48 221H49V225H48ZM122 221H123V219H122ZM133 221L135 222V221H137V220H134L133 219ZM144 221V222H143ZM160 221V220H159ZM166 221V220H165ZM201 221H203V220H201ZM205 221V220H204ZM211 221V220H210ZM251 221V220H250ZM263 221V220H262ZM17 222V223H16ZM28 222H30V223H28ZM68 224H66V223ZM73 222V223H72ZM119 222V221H118ZM118 222H117V224H118ZM125 222V221H124ZM123 222V223H124ZM157 222V221H156ZM161 222V221H160ZM181 222V224H182V222L183 221H180ZM190 223H191V225H192V222L191 221H189ZM218 222V221H217ZM222 222V221H221ZM220 221L218 222L219 223V225L220 226H222L221 228H224L223 227V224L224 223H222V225L220 224L221 223ZM236 222H238V221H236ZM235 222V223H236ZM13 223V224H12ZM25 223V224H24ZM27 223V224H26ZM81 223V224H80ZM120 223H122V222H120ZM149 223V222H148ZM158 223V222H157ZM169 223V222H168ZM167 223V224H168ZM188 223V222H187ZM204 223H206V222H204ZM214 223V222H213ZM216 223V222H215ZM226 224L228 223V221H226L225 222ZM249 223V222H248ZM251 223V222H250ZM250 223L249 224H246L248 227H249V225H250ZM16 224H18V225H16ZM19 224H20V226H19ZM24 224V225H23ZM36 224V225H35ZM77 225L76 227H73V225ZM112 224V225H111ZM126 224V223H125ZM136 224H137V222H136ZM139 224V223H138ZM139 224V225H140ZM150 224H151V222H150ZM154 224H155V222H154ZM171 224H173V223H171ZM193 224H196L195 222H193ZM207 224H209V221L207 222ZM255 224V221L253 220V225ZM28 225H34L33 227H30V226H28ZM69 225H72L71 227L69 226ZM79 225V226H78ZM122 225V227H124L123 225L124 224H121ZM120 225V226H121ZM143 225L141 224V226L143 227ZM157 225V224H156ZM155 225V226H156ZM159 225V224H158ZM157 225V226H158ZM160 225H162L161 223H160ZM163 225H164V223H163ZM166 225V224H165ZM169 225H170V223H169ZM177 225V224H176ZM210 225V224H209ZM213 225L214 224H212V225H210V226H212V228H213ZM227 225H229V223L227 224ZM244 225H245V222L243 223V226H242V228L244 229V230H248V229H245V228H247V226L244 228ZM252 225V223H251V226H253ZM12 226V227H11ZM14 226H19V227H14ZM23 226V227H22ZM28 226V227H27ZM49 226V227H48ZM113 226H116V224H114ZM119 226V225H118ZM149 226V225H148ZM170 226H173V225H170ZM180 226V225H179ZM182 226H184V225H182ZM181 226V227H182ZM195 226V225H194ZM24 227H26V228H24ZM73 227V228H72ZM140 227V226H139ZM150 227V226H149ZM159 227L160 226H158V229H159ZM165 227V226H164ZM175 227V226H174ZM177 227V226H176ZM192 227V229H195L193 226H191ZM229 227V226H228ZM234 227V226H233ZM254 227V226H253ZM262 227H263V225H262ZM16 228H19L20 229V231H18ZM144 228V227H143ZM169 228V227H168ZM186 228V227H185ZM211 228V229H212ZM220 228V227H219ZM218 228V229H219ZM232 228V226L230 227V228H224V231H223V233L225 232V231H227V230H229V229H231ZM259 227L257 226V229H258ZM261 228V227H260ZM259 228V229H260ZM264 228V227H263ZM17 230L18 231V234L16 233L17 231H14V230ZM21 229H22V232H21ZM120 229H122L121 227H120ZM124 229V228H123ZM122 229V230H123ZM140 229H141V227H140ZM157 229V228H156ZM164 229V231L166 232L167 230H166V228H163ZM226 229V230H225ZM234 228H232L231 229V231L233 230ZM238 228H236L235 229V231L237 230ZM252 229V228H251ZM121 230V231H122ZM144 230V229H143ZM145 230H147V229H145ZM150 230H151V228H150ZM161 230H162V228H161ZM169 230V229H168ZM179 230V229H178ZM187 230H188V228H187ZM219 230H221V229H219ZM255 230V229H254ZM264 230V229H263ZM262 230V231H263ZM13 231V232H12ZM26 231V232H25ZM118 231H120V230H118ZM121 231H120V233H121ZM148 231V230H147ZM163 231V230H162ZM176 231V230H175ZM175 231H174V233H172L173 235L175 234ZM183 231H184V229H183ZM196 231V230H195ZM197 231H199V230H197ZM214 231V230H213ZM239 230H237V232H238ZM250 231V230H249ZM252 231V230H251ZM257 231H261V230H257ZM61 233V234H59V233ZM114 232H116V231H114ZM142 232V231H141ZM165 232H160V233H163V234H165L166 235V233ZM173 232V231H172ZM179 232H181L180 230H179ZM206 232V231H205ZM230 232V231H229ZM233 232V231H232ZM231 232V233H232ZM236 232V233H237ZM7 233H8V235H7ZM12 233V234H11ZM16 233V234H15ZM20 233V234H19ZM154 233V232H153ZM155 233H156V231H155ZM154 233V234H155ZM176 233H178L177 231H176ZM182 233V232H181ZM181 233H180V235H181ZM187 233V236L189 235L188 234V231L186 232ZM190 233V232H189ZM210 233V232H209ZM223 233H222V235H223ZM228 233V232H227ZM230 233V234H231ZM247 233H248V231H247ZM252 233V232H251ZM253 233H254V231H253ZM255 233H256V230H255ZM258 233V232H257ZM136 234V233H135ZM145 234V232L143 233H141V235H144ZM150 234V233H149ZM149 234H148V236H149ZM169 233H167V235H168ZM179 234V233H178ZM177 234V235H178ZM183 234V233H182ZM193 234H194V232H193ZM196 234V233H195ZM205 234V233H204ZM204 234H203V236H204ZM208 234V233H207ZM207 234H205V236L207 235ZM225 234V233H224ZM235 234V233H234ZM238 234V233H237ZM259 234V233H258ZM258 234H256V236H259ZM261 234H263V232L261 233ZM15 237H14V236ZM114 235H115V233H114ZM120 235V234H119ZM132 235H134V233L132 234ZM139 235V234H138ZM184 235H186L185 233H184ZM191 236H193L192 234H190ZM232 235V234H231ZM230 235V236H231ZM245 235H247V234H245ZM248 235H250V234H248ZM251 235H253V234H251ZM11 236V237H10ZM150 236H151V234H150ZM158 236V238H159V234L157 235ZM156 235H155V237H157ZM162 236H164V235H162ZM169 236H170V234H169ZM196 236V239H197V235H195ZM201 237H200V239L202 238V235H200ZM204 236V237H205ZM209 236H211V235H209ZM256 236H254V237H256ZM112 237V238H111ZM128 237H129V235H128ZM145 237V236H144ZM143 237V238H144ZM147 237V236H146ZM160 237H161V235H160ZM164 237H166L167 238V236H164ZM177 237V236H176ZM181 237V236H180ZM179 237V238H180ZM204 237L202 238V241H203V239H204ZM225 237V236H224ZM223 237V238H224ZM228 237H229V235H228ZM235 237H237V236H235ZM250 237V236H249ZM78 238H80L81 240L83 239V238H85V239H87V240H85L84 239V241L82 240V243H83V245L81 246V244H79V246H78V244L76 245V243H78L76 240H79ZM149 238V237H148ZM154 238V237H153ZM161 238H163V237H161ZM178 238V239H179ZM195 237L193 236V239H194ZM199 238V237H198ZM210 238V237H209ZM232 238H233V236H232ZM252 238H253V236H252ZM257 238V237H256ZM262 238V237H261ZM3 239V240H4ZM7 239H8V242H6L7 241ZM150 239V238H149ZM164 239V241L165 240H167V239H165V238H163ZM162 239V240H163ZM183 239V238H182ZM226 239V238H225ZM224 239V240H225ZM228 239V238H227ZM253 239H255V238H253ZM260 239V238H259ZM263 240H261V241H259L258 239L257 240H253V241H255L254 242V244H252V245H255V243H256V241H259L260 242V244L262 243V244H264V238H262ZM46 240V241H45ZM154 240H155V238H154ZM153 240V241H154ZM169 240V239H168ZM167 240V241H168ZM233 240V239H232ZM230 238H229V242L230 241H232ZM239 240V239H238ZM243 240V239H242ZM241 240V241H242ZM246 240V239H245ZM1 241H2V239H1ZM143 241V240H142ZM145 241H146V238H145ZM144 241V242H145ZM149 241V240H148ZM147 241V242H148ZM156 241V240H155ZM189 241V240H188ZM190 241H193V243H194V241L195 240H192V237H191V240ZM190 241H189V244H190ZM197 241H198V239H197ZM196 241V242H197ZM209 241V240H208ZM208 241L207 242H205V243H207L208 244ZM234 242L236 241V239L235 240H233ZM244 241V240H243ZM242 241V242H243ZM247 241H249V239L247 240ZM25 242V240H22V241H19V243L18 244H21V243H24ZM44 242H45V244H44ZM75 242V243H74ZM162 242L163 241H157V243H158V245H159V243H161V246H162ZM169 242V241H168ZM210 242V241H209ZM225 242H228V240H225ZM229 242H228V244L226 243H223V244H225V247H226V245H230V244H233V243H231L230 242V244H229ZM5 243H2L4 246H2V244H1V242H0V258H3V261H4V264H11V259H13L14 261H15V264H21L25 259V261H28V260H30V259H32V258H34L32 255H31V252L30 251H27L26 250V252L25 251H22L21 252V254H20V256H18L17 257V255H14V253H15V251H17L18 249L17 248H19V246L17 247V244L15 245L14 244V246H13V244H11V245H7V246H5L6 244ZM79 243H81V241L79 240ZM85 243V244H84ZM185 243V242H184ZM183 243V244H184ZM186 243H188V242H186ZM198 243V242H197ZM196 243V244H197ZM200 243V242H199ZM204 243V242H203ZM212 243V242H211ZM222 243V242H221ZM237 243V242H236ZM239 243H241V242H239ZM247 243V242H246ZM249 243H250V241H249ZM44 244V245H43ZM156 244V243H155ZM163 244H165V243H163ZM189 244H188V247H189ZM192 244V243H191ZM190 244V246H192ZM214 244V243H213ZM218 244V243H217ZM235 244V243H234ZM245 244V243H244ZM257 245H259V243L257 242L256 243ZM261 244V245H262ZM74 245H76V246H74ZM146 245V244H145ZM167 245H168V243H167ZM167 245H166V247H167ZM170 245H172V244H170ZM195 245V244H194ZM198 245V244H197ZM201 245V244H200ZM199 245V246H200ZM210 245V244H209ZM220 245V244H219ZM238 245H240V244H238ZM247 245V244H246ZM16 246V247H15ZM38 246H40V247H38ZM160 245H159V247H161ZM165 246V245H164ZM172 246V247H173ZM204 246V245H203ZM206 246V245H205ZM214 246V245H213ZM218 246V245H217ZM221 246V245H220ZM227 246V247H228ZM234 246V245H233ZM260 246V245H259ZM36 247H35V249H36ZM154 247V246H153ZM156 247V246H155ZM166 247H164V250H166L165 248ZM176 247V248H175ZM197 247V246H196ZM202 247V246H201ZM207 247H212V245L211 246H207ZM207 247H205V248H207ZM230 247V246H229ZM237 247V246H236ZM239 247H241V246H239ZM238 247V248H239ZM246 247V246H245ZM258 247V246H257ZM263 247L264 246H262V247H260V249L262 248L263 249ZM15 248V249H14ZM158 248V247H157ZM163 248V247H162ZM169 248V247H168ZM190 248V247H189ZM192 248V247H191ZM190 248V249H191ZM198 248V247H197ZM197 248L195 249V247L194 248H192L193 250L195 249V250H197ZM205 248L204 249H201V251L203 250V251H205ZM213 248H216V245H215V247H213ZM220 248H222V246L220 247ZM231 248V247H230ZM232 248H234V247H232ZM231 248V249H232ZM243 248H244V246H243ZM17 249V250H16ZM35 249L33 250V252L35 251ZM38 249H37V251H38ZM42 249V248H41ZM153 249V248H152ZM190 250V251H193V250ZM200 249V248H199ZM223 249V248H222ZM225 250L227 249V248H224ZM223 249V250H224ZM235 249H237V248H235ZM235 249H233V250H235ZM40 250V249H39ZM43 250V249H42ZM135 250V251H134ZM177 250L179 251V252H181V254H186L185 256L186 257H184L183 255V257H179L180 255H178L179 253L177 252ZM186 251H187V248L185 249ZM210 250V249H209ZM215 251L216 250H219V248L218 249H214ZM221 250V249H220ZM220 250H219V254H220ZM223 250H221V252L223 251ZM224 250V251H225ZM228 250V249H227ZM226 250V251H227ZM241 250H242V247H241ZM259 250V249H258ZM257 250V251H258ZM264 250V249H263ZM19 251V250H18ZM21 251V250H20ZM132 251H134V252H132ZM148 251V252H147ZM168 251V250H167ZM198 251V250H197ZM197 251H196V253H197ZM200 251V253L202 254H199V260L201 261H199L200 262V264H224L225 263V259H226V256L225 255H214L215 256V258H213L214 256H212L213 254H215V252L213 253V252H211V258H209L210 257V251H207L206 250V252H204V253H202ZM230 251V250H229ZM238 251H240V250H238ZM13 252V253H12ZM25 252V253H24ZM27 252L29 253V255H25V254H27ZM154 252H156L157 253V255L155 256L154 255ZM163 252V251H162ZM166 252V251H165ZM175 252H177V253H175ZM207 252H209V254L207 255V257H208V259H205V256H204V254L205 253H207ZM217 252V251H216ZM234 252V251H233ZM232 252V253H233ZM12 253V254H11ZM20 253V252H19ZM18 253V254H19ZM167 253V255H169V254H171V253H169L168 254V252H166ZM191 253V252H190ZM194 253H195V251H194ZM226 253V252H225ZM258 253H260V251H258ZM257 253V254H258ZM24 254V255H23ZM138 254H140V255H138ZM143 254H147L148 256H150V257H147V256H145V255H143ZM178 256H177V255ZM198 254V253H197ZM217 254V253H216ZM227 254V253H226ZM229 254H231L230 252L228 253V255ZM234 255H236V251L233 253ZM256 254V255H257ZM11 255H14V256H16V257H13V256H11ZM22 255L24 256V258L22 257ZM191 255H194L193 257H191V258H189V260L191 259V263H189V262H187V261H185V262H187V263H185V264H194L193 262H192V260L194 261L196 258H195V254H191ZM201 255V256H200ZM206 255V254H205ZM239 255H240V252H239ZM254 255V254H253ZM260 254H258V256H259ZM3 256V257H2ZM31 256V257H30ZM198 256V255H197ZM232 256V255H231ZM10 257V258H9ZM30 257V259H28ZM59 257V258H58ZM165 257H167V258H165ZM200 257H202V258H200ZM206 257V258H207ZM236 257V256H235ZM237 257H238V255H237ZM236 257V258H237ZM251 257V256H250ZM249 257V258H250ZM262 260H257L259 257H256V261H258L259 262V264H264V258H263V254H262ZM260 257V258H261ZM9 260H8V259ZM14 258H17V259H14ZM23 259V261H22V259ZM181 258V259H180ZM198 258V257H197ZM240 258H241V256H240ZM240 258H238L239 260H238V262H237V260H236V263H238L239 264V262H240ZM247 258V257H246ZM249 258H247V260L249 259ZM49 259V260H48ZM166 259V260H165ZM180 259V260H179ZM202 259V260H201ZM234 259V258H233ZM254 259V258H253ZM21 260V261H20ZM187 260H188V258H187ZM228 260V259H227ZM230 260V259H229ZM232 260V259H231ZM235 260H233V261H235ZM243 260V259H242ZM245 260V259H244ZM243 260V261H244ZM246 260V261H247ZM24 261V262H25ZM51 261H53V260H51ZM62 261V262H61ZM196 261H198V260H196ZM233 261H231V262H233ZM253 262H254V264H257L258 262H256L255 263V261L254 260H252ZM17 262H19V263H17ZM36 262V263H35ZM172 262V261H171ZM227 262V261H226ZM228 262H230V261H228ZM230 262V263H231ZM253 262H252V264H253ZM235 263V264H236ZM241 264H243L242 263V261L240 262ZM251 264V263H249V262H246V264ZM12 264H14V262L12 263ZM57 264V263H56ZM171 264H173V263H171ZM195 264H199V263H195Z\"/></svg>",
    "mask_w": 264,
    "mask_h": 264
}]
</instances>
